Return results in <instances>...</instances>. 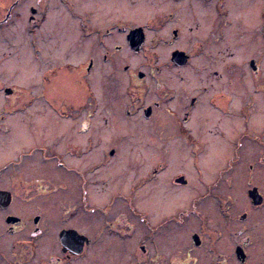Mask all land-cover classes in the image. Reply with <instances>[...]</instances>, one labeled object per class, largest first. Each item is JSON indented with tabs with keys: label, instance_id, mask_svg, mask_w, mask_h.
I'll return each mask as SVG.
<instances>
[{
	"label": "flooded vegetation",
	"instance_id": "flooded-vegetation-1",
	"mask_svg": "<svg viewBox=\"0 0 264 264\" xmlns=\"http://www.w3.org/2000/svg\"><path fill=\"white\" fill-rule=\"evenodd\" d=\"M88 1L54 0L71 20L75 18L76 37L72 33L66 40L82 46L83 53L62 50L42 59V34L33 42L34 56L46 68L40 82L53 87V96L25 101L4 90L0 148L9 157L0 162V192L8 193L0 201V264H264V50L231 63L225 51H216L209 66H192L193 72L199 68L205 73L198 83L183 82L185 75L179 88L173 82L155 81L149 90L142 84L141 71L125 65L118 72L121 47L107 43L115 34H124L131 50L128 35L139 26L120 27L110 10L107 19L101 0L79 14L80 4ZM173 1L188 4L185 8L193 11L195 23L201 19L203 3L221 14L226 2ZM19 2L10 4L5 21L16 16ZM135 2L131 0L132 5ZM47 4L37 0L35 7H29L26 21L30 30L34 26V33L47 17ZM257 15L262 20L258 36L264 41V11ZM200 30V23L195 24V31ZM222 31L214 26L206 37L199 33L192 43L194 54L218 43L219 36L225 35ZM169 32V44L183 33L179 26ZM174 52L184 53L185 64L171 61ZM194 54L188 48H173L167 67L187 69ZM80 55L79 63L71 62ZM74 75L77 86L85 85L83 96L79 90L70 94L66 90ZM238 76L244 79L240 85L235 84ZM245 81L252 83L247 86ZM155 94L158 100L144 103L146 95ZM172 98L176 102L170 107ZM9 99L13 100L10 107ZM31 101L37 112H22ZM100 102L107 104L105 111L111 117L140 115L150 122L149 133L166 143L179 138L199 150L204 147L201 137H219L221 146H214V151H223L217 164L225 162L210 176L202 174L196 189L184 174L167 173L168 144L152 145V152L163 154L161 159L164 153L168 156L150 163L140 176L134 160L140 151L123 156L118 146L101 145L99 128L96 139L92 138L97 129L90 111ZM162 104L168 105L163 111L165 122L157 119ZM236 117L243 121L238 134L229 129ZM27 130H35V140ZM248 152L253 155L250 161ZM12 153L16 155L10 157ZM42 164L50 173L47 177L40 174ZM236 186L242 190L239 194Z\"/></svg>",
	"mask_w": 264,
	"mask_h": 264
},
{
	"label": "rangeland",
	"instance_id": "rangeland-1",
	"mask_svg": "<svg viewBox=\"0 0 264 264\" xmlns=\"http://www.w3.org/2000/svg\"><path fill=\"white\" fill-rule=\"evenodd\" d=\"M14 1L16 0H0V110L4 107L3 102L5 97H7L4 94L6 88L12 90L11 97L26 99L25 101H28L29 98H33L34 100V98L40 95L44 97L53 96L51 94L54 90L53 87L44 86L40 82L46 75L44 73L42 76L46 68L41 66L40 62L34 56L35 46L33 42L36 40V36L38 37V34H42V59L51 54H61L62 50H78L80 51L78 54H81L84 49L82 46H78V44L72 42L71 39L66 40L67 35L74 34L77 31L76 28L73 29L72 25V22H75V18L71 20V15L67 14L63 7H59V5L57 7L54 0H47V17L43 19L42 25L39 27L42 29V32L39 33V28L34 33V26L30 30V25L26 21L27 15H29V7H35L37 0H19L20 2L14 10L16 16L10 19V15V18L5 21L4 18L7 10ZM134 1L136 2L133 5L131 4V0H101L100 3L107 11V14L104 16L108 17L110 10V17L115 16L113 18L115 22L120 20V27L125 28L126 25L132 27L139 26L146 29H144L145 42L138 53L132 52L129 49L124 34H115L114 38L107 43L112 48L114 46L121 47V50L117 53L119 55L117 61L119 68L117 70H120L118 72H121V67L125 65L141 71L144 74L142 84L144 87L149 88V90L155 81L173 82L179 88L181 85L180 77H184L185 75L187 76L183 78V82L189 80V82L198 83L204 79L205 73L201 72L199 68L197 72H193L192 66H209L212 64V55H215L216 51H225V58L231 63L248 60L250 57L259 55L264 50V41L258 36V28L262 20L260 21L257 15L260 11H264V0H225L226 2H224V8H222L221 14H216L211 9L210 3L205 2L203 3V7L201 6V19L196 20V23L192 19L194 16L193 11L190 8H185L188 6L185 2H174L173 0ZM97 2L90 0L87 3L80 4L81 9H79L78 13L81 15L85 14L89 7H92V9L94 6L96 7ZM119 2L121 3L118 4ZM216 22L218 24H215ZM197 23H200L201 27L199 32L195 31V24ZM174 26L181 27L183 33L173 44H169L170 40H172L169 30ZM214 26H220L224 30L222 32L225 35L219 36L220 40L218 43L208 44L205 41L208 46L205 48L204 53L194 54L196 48L192 43L195 42L196 36L201 33L206 37L205 34L210 33V30ZM261 26H264V22H262ZM191 27L193 31H189ZM173 48H188L191 50L194 54L191 67L187 69H170L167 67L171 64L169 61V53ZM229 53H233L234 57L227 58ZM81 56L74 57L71 62L79 63ZM109 71L110 68L107 67L106 73ZM95 75L98 78L100 71L97 70ZM121 76L124 80L128 79L122 73ZM243 80V78L238 76L235 84L240 85V82ZM80 82H83V80ZM245 82L247 86H249L247 83H252ZM76 84L77 76L74 75L68 81L67 92L70 94L73 91L79 90L81 91L79 95L83 96L85 85L79 83V86H77ZM123 91L124 89L121 88L120 92ZM236 92L237 89H235ZM157 96L155 94L152 98L146 95L144 103L151 104L154 100H158ZM12 101V99L7 100L8 107H10ZM175 102L176 99L172 98L170 107ZM166 108H168V105L162 104L158 111L157 119L163 122L166 120V116L163 113ZM105 109H108L107 104L100 102L94 110L90 111V118L92 117L91 122H94L95 128H99L101 131H99L102 140L100 144L106 147L111 145L118 146L120 151L123 152V156L131 153L135 149L140 151L139 157L135 154L134 159L136 162L135 166L137 169L138 166L140 168L138 170L140 176L145 173L143 170L148 168L150 163L164 160L166 155L168 156V153H164V158L161 159L163 154H155L152 152L154 151L151 147L152 145L168 144L165 145L170 152V167L167 173H171L170 176L176 173L184 174L189 179L190 184L196 189L199 186L198 182L202 174L204 177L210 176V173L214 169L218 170L225 162L224 160L223 163L217 164V155H221L223 151L220 148H218L216 153L214 151V146H221V138L219 137L214 138L212 135L201 137L200 139L203 141L202 144L204 147L199 150L186 145L179 138H172L166 143L161 137L149 133L151 124L140 115H135L132 118L122 116L119 119V115L111 117ZM22 112L35 114L37 110L31 101V104L27 105V109ZM242 122V118L236 117L230 121L229 129L234 134H238L237 131L243 128ZM231 124H233L232 127ZM27 134L34 137L35 140V130L32 132L27 130ZM97 134L98 129L91 133L92 138L96 139ZM151 136L159 139L153 140ZM2 148H0V162L4 161L6 157H9V154L5 153ZM10 155L12 157L16 153ZM245 155H249L248 161L253 159L251 152L245 153ZM39 171L45 177H47V173L50 174L46 171L44 164H42ZM167 175H164V180H166ZM196 189L193 191H196ZM241 191L240 188L235 187L236 194H239ZM160 192H164V189H161ZM236 199L238 198L236 197Z\"/></svg>",
	"mask_w": 264,
	"mask_h": 264
},
{
	"label": "water",
	"instance_id": "water-1",
	"mask_svg": "<svg viewBox=\"0 0 264 264\" xmlns=\"http://www.w3.org/2000/svg\"><path fill=\"white\" fill-rule=\"evenodd\" d=\"M32 12H33V10H32ZM144 39H145V35H144L143 29L141 27H138V28L132 30L128 35V42H129L131 50L134 52H138L141 45L144 42ZM185 60H186V56L184 55V53L174 52L172 54L171 61L175 65H183V64H185ZM139 76L141 77V74ZM5 94H9V89L5 90ZM7 195H8V193L0 192V201L2 199H6Z\"/></svg>",
	"mask_w": 264,
	"mask_h": 264
}]
</instances>
